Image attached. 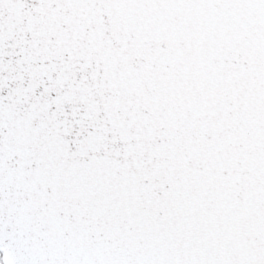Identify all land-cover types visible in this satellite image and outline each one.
Listing matches in <instances>:
<instances>
[{
  "label": "snow or ice",
  "instance_id": "1",
  "mask_svg": "<svg viewBox=\"0 0 264 264\" xmlns=\"http://www.w3.org/2000/svg\"><path fill=\"white\" fill-rule=\"evenodd\" d=\"M0 264H264V0H0Z\"/></svg>",
  "mask_w": 264,
  "mask_h": 264
}]
</instances>
